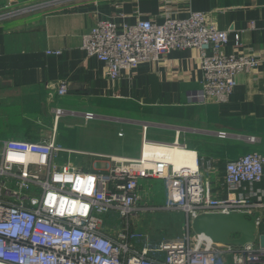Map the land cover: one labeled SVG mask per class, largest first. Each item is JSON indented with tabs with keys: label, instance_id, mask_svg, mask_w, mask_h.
Listing matches in <instances>:
<instances>
[{
	"label": "crops",
	"instance_id": "crops-1",
	"mask_svg": "<svg viewBox=\"0 0 264 264\" xmlns=\"http://www.w3.org/2000/svg\"><path fill=\"white\" fill-rule=\"evenodd\" d=\"M16 9L24 11L11 12ZM189 11L210 13L227 31L225 52L264 51V0H0V141L41 142L53 135L58 146L76 151L73 165L103 172L110 157L137 158L148 142L178 139L194 154L211 194L224 196L226 163L252 151L264 154V61L239 73L229 100L219 104L197 98V48L170 50L114 81L103 62L81 49L82 36L102 18L161 23ZM60 82L67 85L62 96ZM57 109L63 112L58 118ZM85 112L95 118L86 120ZM70 128L82 133L70 139ZM256 188L264 193V180ZM254 211L257 231L264 232V206Z\"/></svg>",
	"mask_w": 264,
	"mask_h": 264
},
{
	"label": "built area",
	"instance_id": "built-area-1",
	"mask_svg": "<svg viewBox=\"0 0 264 264\" xmlns=\"http://www.w3.org/2000/svg\"><path fill=\"white\" fill-rule=\"evenodd\" d=\"M227 43V31L216 26L210 13L189 11L184 18L168 15L161 23L150 17L133 24L102 18L82 36L81 49L103 62L114 81L170 50L197 48L202 73L197 98L221 104L234 91L237 75L264 61V51L251 48L227 53ZM66 92V83L60 82L57 94ZM62 113L57 109L55 117ZM83 116L95 118L93 112ZM148 144L153 154L110 157L106 171L94 172L73 165L70 156L76 151L58 146L53 135L41 142L0 141V264H264V232L257 231L253 243L235 247L190 227L202 213H255L264 206V193L256 188L264 180V154L252 151L227 162L226 193L219 197L211 194L196 161L194 167L175 168L158 152L163 146L180 147L178 139ZM143 180L166 182L167 202L144 201ZM149 210L182 212L183 234L153 241L134 227L137 216Z\"/></svg>",
	"mask_w": 264,
	"mask_h": 264
},
{
	"label": "water",
	"instance_id": "water-1",
	"mask_svg": "<svg viewBox=\"0 0 264 264\" xmlns=\"http://www.w3.org/2000/svg\"><path fill=\"white\" fill-rule=\"evenodd\" d=\"M191 230L208 236L213 242L235 247L253 243L257 234V216L245 211L202 213L190 222Z\"/></svg>",
	"mask_w": 264,
	"mask_h": 264
},
{
	"label": "rangeland",
	"instance_id": "rangeland-1",
	"mask_svg": "<svg viewBox=\"0 0 264 264\" xmlns=\"http://www.w3.org/2000/svg\"><path fill=\"white\" fill-rule=\"evenodd\" d=\"M95 124L92 126H95ZM88 127L91 128V126ZM65 132L69 133L68 137L70 139L75 135V132L77 134L82 133L71 128ZM140 191L144 201L158 204L168 200L167 184L162 180L150 181L145 186H142ZM108 222L116 223L115 220H108ZM120 223L121 221L117 222V224ZM134 227L151 234V239L157 242L161 239L181 236L185 230V217L182 212L176 210H149L137 216Z\"/></svg>",
	"mask_w": 264,
	"mask_h": 264
},
{
	"label": "bare ground",
	"instance_id": "bare-ground-1",
	"mask_svg": "<svg viewBox=\"0 0 264 264\" xmlns=\"http://www.w3.org/2000/svg\"><path fill=\"white\" fill-rule=\"evenodd\" d=\"M164 148H157L161 155H163V158L166 159L167 162H169L171 165H173L175 168L182 167V166H189L194 167V154L192 152H189L185 149H182L178 146H163ZM154 149L153 146L146 143L144 154H153Z\"/></svg>",
	"mask_w": 264,
	"mask_h": 264
}]
</instances>
